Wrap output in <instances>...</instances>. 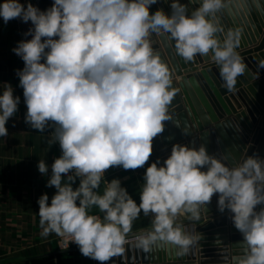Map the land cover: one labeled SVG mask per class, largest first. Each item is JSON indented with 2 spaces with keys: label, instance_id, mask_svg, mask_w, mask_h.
<instances>
[{
  "label": "clouds",
  "instance_id": "9594fccd",
  "mask_svg": "<svg viewBox=\"0 0 264 264\" xmlns=\"http://www.w3.org/2000/svg\"><path fill=\"white\" fill-rule=\"evenodd\" d=\"M189 2L197 5L190 13L187 4L172 0L170 15L150 12L157 0H54L45 11L19 0L0 3L5 24L20 18L33 25L25 33L32 38L13 49L24 62L17 75L25 123L50 131L48 143L61 149L47 183L56 193L50 204L47 194L37 201L41 235L55 233L99 264L122 256L129 244L145 253L174 249L177 257L188 255L203 236L186 231L178 218L199 221L213 196L242 235L234 245L240 251L224 264H264V159L258 154L229 166L228 157L209 154L203 144L176 143L162 165L157 159L147 166L139 204L119 179L107 181L103 195L97 192L108 169L144 167L154 139L174 120L171 108L180 89L152 47L153 34L167 35L185 62L209 57L229 92L247 71L237 51L243 28H226L222 21L247 15L258 0ZM4 85L0 137L8 136L6 123L20 102L12 86ZM38 170L48 173L42 159ZM94 206L102 218L90 214ZM141 213L151 216V226L130 240Z\"/></svg>",
  "mask_w": 264,
  "mask_h": 264
},
{
  "label": "crops",
  "instance_id": "0c3cea01",
  "mask_svg": "<svg viewBox=\"0 0 264 264\" xmlns=\"http://www.w3.org/2000/svg\"><path fill=\"white\" fill-rule=\"evenodd\" d=\"M37 1L19 0L25 7L28 3L36 7ZM2 2L3 0H0V3ZM180 3L185 4L181 0ZM249 15L234 18L235 26L242 27L244 34L254 32L253 24L255 23L253 22L259 19ZM255 15L257 16V13ZM222 22L226 28L232 27L228 17L223 18ZM32 27L31 21L25 23L17 18L5 24L3 18L0 17V93L5 87L4 84H10L13 88L14 97L20 98L17 112L6 123L8 136L0 137V264H99L98 261L83 256L78 246L61 250L57 242L58 236L55 233H50L47 237L41 235L42 229L39 226L37 201L40 196L47 194L50 204L52 196L56 193L55 187H48L47 183L51 176V165L54 159L61 155V149L58 143L53 145L48 143L50 131L40 133L25 123L27 109L24 103L23 89L19 86L17 75V71L23 69L24 62L21 57L15 54L13 49L18 46L20 41L32 38L31 35H25ZM201 65L202 63L198 64L199 68ZM174 79L178 82V88L182 92L179 85L180 77L176 75ZM214 96L218 98L217 94ZM257 126V124L254 125L255 128ZM228 131L226 134H228L230 142L221 136L219 151L222 158L228 157L225 161L230 164V156L235 160L244 157L245 147L237 132L233 131L231 134ZM253 136L252 133L249 136V146L253 143ZM259 138L257 146L264 142V126H261ZM253 154H256V149H253L249 155ZM41 159L48 165L47 174H41L38 170V163ZM157 159L162 165L163 160L160 154L153 152L148 163L142 168L124 170L122 167H113L108 169L105 172V180H102L97 192L103 195L106 182L119 179L121 186L126 188L139 204V193L143 185L144 173L147 166ZM72 186L74 189L78 187L79 179ZM94 213L100 214L101 218L103 217V213L95 206L90 210V214ZM223 213L227 214L225 223L215 224L211 229L199 232V226L222 215L212 200L207 205L206 212L201 219L193 221L195 233H201L203 236L200 244L196 245L197 258L194 260L157 262L155 261L157 258L164 256L169 251L173 254L175 250H158L145 253L135 248L133 244H129L125 246L126 251L122 256L114 257L108 264H170L171 262L173 264H202L201 260H204L203 264H224L226 257L230 258L240 251L234 245L242 239V235L234 227L231 213L227 210ZM188 221L191 222L192 220L181 216L177 222L187 223ZM185 225H182L184 229ZM150 226L151 216L145 217L141 213L140 217L133 222L132 232L129 236L136 232L148 230ZM186 231L190 232V230ZM129 239L133 240L134 237H129ZM217 239L220 241L216 243ZM143 258H148L149 262L143 263Z\"/></svg>",
  "mask_w": 264,
  "mask_h": 264
},
{
  "label": "water",
  "instance_id": "95a60500",
  "mask_svg": "<svg viewBox=\"0 0 264 264\" xmlns=\"http://www.w3.org/2000/svg\"><path fill=\"white\" fill-rule=\"evenodd\" d=\"M37 2L36 7L45 11L52 6L54 0H38ZM171 2L172 0H157V3L151 5L149 10L154 13L156 10L162 9L170 15ZM181 2L188 4L189 13L197 6L191 4L189 0H181ZM249 14L253 18L258 17L259 19L253 22L255 23L253 24L254 32L243 33L237 48L248 68L244 75L238 77L236 89L232 92L222 86L223 81L219 75V69L209 57L198 55L194 61L185 62L176 55L174 43L169 40L167 35L153 34L150 37L153 49L172 71L173 87L178 88V82L174 79V76L177 75L181 79L179 85L182 88V92L179 91L173 100L171 112L174 120L165 122L164 132L153 141V152L159 153L163 161L170 155L172 145L176 143L194 147L203 144L209 154L222 158L219 141L223 136L227 142H230L228 134H226L227 130L231 134L233 131L238 133L245 147V155H249L253 149H256V154L264 159V142L260 146L256 145L260 140L261 126H264V68L259 66L260 62L264 61V0H258V7L253 8ZM249 18L251 20L250 15ZM229 21L232 26H235L234 18H229ZM199 63H202L201 68L198 66ZM216 94L218 98L214 96ZM175 121H179L180 127L176 126ZM255 124L258 125L256 128ZM184 129H187L189 135L183 133ZM251 133L254 138L252 145L249 146ZM229 158L230 164L228 165L233 166L235 158H231V156ZM236 159H238L237 156ZM212 200L217 207L218 197L213 196ZM203 215L204 212L201 217ZM226 220L227 214L222 213L221 217L204 223L199 226L198 230L199 232L209 230L215 224L225 223ZM180 224H186V230L195 232L193 221L180 222ZM138 233L140 232L129 237H135ZM196 251L195 246L188 255L182 257H177L175 251L173 254L169 251L155 261L194 260L197 258ZM148 262V258H143V263ZM201 263L203 264L204 260H201Z\"/></svg>",
  "mask_w": 264,
  "mask_h": 264
},
{
  "label": "built area",
  "instance_id": "2783aa9c",
  "mask_svg": "<svg viewBox=\"0 0 264 264\" xmlns=\"http://www.w3.org/2000/svg\"><path fill=\"white\" fill-rule=\"evenodd\" d=\"M94 215H99L98 213H94ZM57 242L59 245V248L61 250H68V249H72L74 247H76L77 245L75 243H69V245L66 243L65 239L63 237H57Z\"/></svg>",
  "mask_w": 264,
  "mask_h": 264
}]
</instances>
